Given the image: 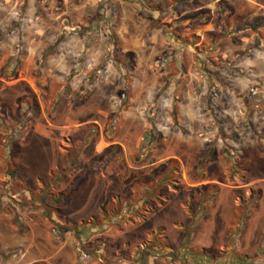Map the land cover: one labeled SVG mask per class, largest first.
I'll return each mask as SVG.
<instances>
[{
	"label": "rangeland",
	"instance_id": "1",
	"mask_svg": "<svg viewBox=\"0 0 264 264\" xmlns=\"http://www.w3.org/2000/svg\"><path fill=\"white\" fill-rule=\"evenodd\" d=\"M0 178V264H264V0H0Z\"/></svg>",
	"mask_w": 264,
	"mask_h": 264
},
{
	"label": "trees",
	"instance_id": "2",
	"mask_svg": "<svg viewBox=\"0 0 264 264\" xmlns=\"http://www.w3.org/2000/svg\"><path fill=\"white\" fill-rule=\"evenodd\" d=\"M20 126H16L17 130ZM72 153H68V162H69V166L65 165V166H57L55 167V169L51 170L48 174V177H47V180H45L43 183H42V189L45 191L44 193L46 195H51L52 192L50 191V189H54L55 185L59 182H64L66 181L67 179V174L70 170V168L72 167L74 161L78 158L79 156V153H74V151H71ZM75 156V158L72 156ZM102 161V160H101ZM13 173V172H12ZM9 176H12L13 174L11 173H8ZM133 177V176H132ZM13 178V176L11 177ZM137 179V178H136ZM136 179H132V180H129L130 182H126L125 184L126 185H130L132 183H137V180ZM33 190L35 189L34 187H32L31 184H24V190L25 191H28L29 193H32L30 192L29 190ZM39 190V189H38ZM66 195V193H62L61 191H59L57 193L56 196H54V198H52V201L54 203H59L61 200H63L64 196ZM151 196V193H146V195L143 196H137L135 195L134 193L132 192H129L128 195L122 197V196H119V195H116V201L114 203L116 204H113L112 202L110 203V201L108 199H106V197L102 200V202L100 203L99 205V215L101 214L103 220L106 219L107 217L109 218H112V217H115V216H123V217H126V215L128 213H126V209L129 210V204L132 203V207L130 208L129 212H138L139 211V208H142L144 207V205L146 204H149V205H152L151 204V200L152 199H149ZM138 197L140 199H138ZM158 199V198H157ZM132 200V201H131ZM137 202V203H136ZM141 202V203H139ZM139 203V204H138ZM126 207V209H125ZM127 218H130V216H128ZM90 220H92L94 223L97 222V216L95 215H91V218ZM154 234L151 232L152 234V240H153V243H157L159 241L158 240V236L162 235L164 233V227L163 226H158L156 228ZM157 233V234H156ZM187 236V234H186ZM163 237V236H162ZM167 236H164V238L166 239ZM163 238V239H164ZM112 248H115L112 246Z\"/></svg>",
	"mask_w": 264,
	"mask_h": 264
},
{
	"label": "crops",
	"instance_id": "3",
	"mask_svg": "<svg viewBox=\"0 0 264 264\" xmlns=\"http://www.w3.org/2000/svg\"><path fill=\"white\" fill-rule=\"evenodd\" d=\"M33 131H34V129H33ZM37 145V144H36ZM35 145V146H36ZM29 147V146H28ZM28 147H26L27 149V151L29 152V151H31V152H33L34 150H29V148ZM54 147V146H53ZM52 147V148H53ZM55 148V147H54ZM38 150V148H36L35 149V151H37ZM56 150V153H58L60 156H59V158H60V160L59 161H57L58 163H56V164H52L50 167H49V170L48 169H46V174H44L41 178H39V179H42L43 177L47 180V177H48V174H49V172H50V169L53 167V166H55V167H57V166H65V158H66V156H64L65 154H62L63 152L62 151H58L57 149H55ZM54 151V149H52L51 150V153ZM19 152H20V155L22 156H26V157H29V156H27V154H26V151L25 150H23V148L21 149V150H19ZM59 152H61V154L59 153ZM22 156V157H23ZM33 157V156H32ZM31 156H30V158H32ZM19 158H20V156H19ZM23 167V165H21V167L20 168H22ZM3 178H5V179H1L2 180V186H3V189H4V191L6 190V188L9 186V184H10V182H7V177L6 176H4ZM38 179V180H39ZM32 180H34V179H27V182L26 183H23V180H19V183H18V185H24V184H31V183H33L32 182ZM36 180V179H35ZM10 181V180H9ZM15 181V180H14ZM16 183H17V181H16ZM19 187V186H18ZM7 191H8V189H7ZM24 191V190H23ZM103 198V197H102ZM99 199L98 200V210H99V205H100V203L102 202V200L103 199ZM96 204V203H95ZM159 207L156 209V211H153L152 210V213H150V212H148L147 213V219H146V221L147 220H151L152 218H153V221H158V219H159V217H157L156 216V212H160V210H162V208L164 207L163 206V203H161V204H157ZM96 213V212H95ZM164 214V213H163ZM160 216V215H159ZM155 217H157V219L156 220H154V218ZM161 217H163V215L161 216ZM178 217H182V219L183 218H185V215H184V213L182 214V216L179 214L178 215ZM181 219V218H180ZM175 221H176V219L175 220H173V223H175ZM143 222H145V221H143ZM158 226H163L164 227V231H165V234L167 233V231H166V227H165V225H164V223L163 222H159L155 227H158ZM178 228V227H177ZM182 227H179L178 229H181ZM166 236H167V234H166ZM169 237V236H168ZM57 248L58 247H56V248H54V249H52L51 251H50V255H49V257L50 258H52V257H54L55 255H58V251H57ZM69 254V253H68ZM54 255V256H53ZM71 256V255H70ZM34 262L36 261V260H39V261H43L44 259H42V257H39V256H35L34 258ZM54 262L57 264V263H59V262H57V261H55L54 260ZM84 264H99L98 262H96V261H94V260H87V261H85L84 262Z\"/></svg>",
	"mask_w": 264,
	"mask_h": 264
}]
</instances>
